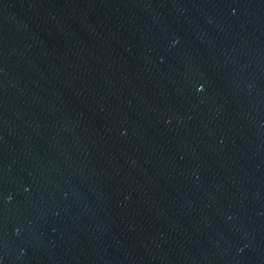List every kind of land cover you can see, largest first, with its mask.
I'll use <instances>...</instances> for the list:
<instances>
[{"label": "water", "instance_id": "95a60500", "mask_svg": "<svg viewBox=\"0 0 264 264\" xmlns=\"http://www.w3.org/2000/svg\"><path fill=\"white\" fill-rule=\"evenodd\" d=\"M0 264H264V0H0Z\"/></svg>", "mask_w": 264, "mask_h": 264}]
</instances>
